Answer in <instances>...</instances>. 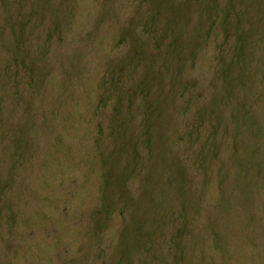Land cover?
Segmentation results:
<instances>
[{
  "label": "rangeland",
  "instance_id": "1",
  "mask_svg": "<svg viewBox=\"0 0 264 264\" xmlns=\"http://www.w3.org/2000/svg\"><path fill=\"white\" fill-rule=\"evenodd\" d=\"M0 264H264V0H0Z\"/></svg>",
  "mask_w": 264,
  "mask_h": 264
}]
</instances>
